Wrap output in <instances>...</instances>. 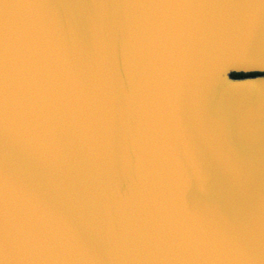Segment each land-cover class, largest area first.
<instances>
[{"label":"water","instance_id":"95a60500","mask_svg":"<svg viewBox=\"0 0 264 264\" xmlns=\"http://www.w3.org/2000/svg\"><path fill=\"white\" fill-rule=\"evenodd\" d=\"M0 264H264V0H0Z\"/></svg>","mask_w":264,"mask_h":264},{"label":"trees","instance_id":"16d2710c","mask_svg":"<svg viewBox=\"0 0 264 264\" xmlns=\"http://www.w3.org/2000/svg\"><path fill=\"white\" fill-rule=\"evenodd\" d=\"M256 75V73H249V74H237V73H233L231 74L232 77H244V76H254Z\"/></svg>","mask_w":264,"mask_h":264}]
</instances>
